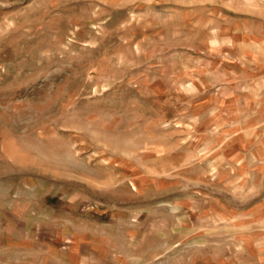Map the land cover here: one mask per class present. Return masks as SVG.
I'll list each match as a JSON object with an SVG mask.
<instances>
[{
	"label": "rangeland",
	"instance_id": "1",
	"mask_svg": "<svg viewBox=\"0 0 264 264\" xmlns=\"http://www.w3.org/2000/svg\"><path fill=\"white\" fill-rule=\"evenodd\" d=\"M253 10L0 0V264H179L226 201L264 212Z\"/></svg>",
	"mask_w": 264,
	"mask_h": 264
},
{
	"label": "crops",
	"instance_id": "2",
	"mask_svg": "<svg viewBox=\"0 0 264 264\" xmlns=\"http://www.w3.org/2000/svg\"><path fill=\"white\" fill-rule=\"evenodd\" d=\"M232 1V0H229ZM242 2L250 5L253 8L254 12L260 10L264 14V0H234ZM256 10V11H255ZM254 12H248L251 17L247 19L252 23H261V27L264 29V15L262 17H257ZM263 32H259L258 34L253 33V38L257 42V53L262 52L264 48V44H260V41H263L264 34ZM256 61L264 62V56H260L256 58ZM264 153V152H263ZM219 197L217 196V199ZM261 196L257 198L260 200ZM216 199V200H217ZM227 200V198H226ZM225 204L228 208H241L243 211H238L236 214H240L239 216H234L233 218L226 217H218L214 221L215 226H217L220 222L226 226V232L218 231L217 233H205L198 234L192 238L191 246L194 248L191 252L189 251V243L188 236L183 240L177 242L180 243L179 252L177 250V254L179 255V264H264V212H252L253 210H246L250 205L242 203L240 205L232 206L226 201ZM235 210V209H234ZM250 211V212H249ZM243 213L248 216H244L248 218L249 222L257 223L259 228L249 227V229H240L238 232H232L230 227L234 224V220L241 218ZM228 226V227H227ZM224 230V228L222 229ZM231 230V231H230ZM240 241V245H237V242ZM236 248L239 250H245V254H250L245 260H241L240 258H234L230 255L231 251L234 253ZM226 251L227 253H221V251ZM232 253V254H233ZM214 261H213V260ZM251 260V261H250ZM158 260H150L148 264H157ZM94 263V262H93ZM88 264V263H87Z\"/></svg>",
	"mask_w": 264,
	"mask_h": 264
}]
</instances>
